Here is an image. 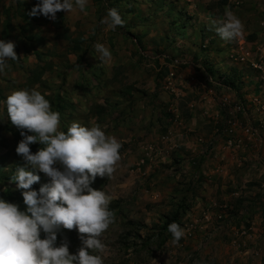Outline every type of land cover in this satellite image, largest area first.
Instances as JSON below:
<instances>
[{
  "label": "rangeland",
  "instance_id": "obj_1",
  "mask_svg": "<svg viewBox=\"0 0 264 264\" xmlns=\"http://www.w3.org/2000/svg\"><path fill=\"white\" fill-rule=\"evenodd\" d=\"M41 2L0 0V40L19 57L0 73V198L26 211L11 179L23 137L6 98L34 89L60 131L98 125L122 144L113 175L91 184L115 218L93 253L104 264H264V0H88L84 11L73 0L56 21L28 15ZM112 8L125 21L114 31L101 24ZM227 11L244 25L230 42L215 31ZM37 174L38 191L50 178ZM65 239L76 254L78 229L61 227L57 246Z\"/></svg>",
  "mask_w": 264,
  "mask_h": 264
},
{
  "label": "clouds",
  "instance_id": "obj_2",
  "mask_svg": "<svg viewBox=\"0 0 264 264\" xmlns=\"http://www.w3.org/2000/svg\"><path fill=\"white\" fill-rule=\"evenodd\" d=\"M88 0H75V8L84 11ZM74 10L73 0H42L28 12L57 20V12ZM125 21L115 8L101 20L110 30ZM217 23V22H213ZM215 31L225 42L243 36L244 25L231 11L218 22ZM95 50L101 61L111 57L103 44ZM18 60L13 41L0 40V73L7 61ZM7 116L23 137L16 152L24 160L11 178L22 192L27 206L21 211L16 203L0 198V264H104L101 255L106 245L101 236L114 223L109 210L110 197L91 187L97 176L110 178L121 159L122 144L106 135L98 125L87 127L73 122L67 132L60 131V114L38 90H14L6 98ZM31 133V134H29ZM42 147L33 153L30 145ZM37 172L50 178L39 190L32 186L41 179ZM78 229L82 246L76 254L69 251L65 239L57 246L60 228ZM173 243L185 235L178 223L168 225ZM41 232L45 234L41 238ZM91 250V252H89Z\"/></svg>",
  "mask_w": 264,
  "mask_h": 264
},
{
  "label": "crops",
  "instance_id": "obj_3",
  "mask_svg": "<svg viewBox=\"0 0 264 264\" xmlns=\"http://www.w3.org/2000/svg\"><path fill=\"white\" fill-rule=\"evenodd\" d=\"M260 42H259V48L261 49V50H264V32H261L260 33ZM264 69V68H263ZM262 77H264V73H263V76ZM263 85H264V80H263ZM261 86V85H260ZM264 93V90L262 91V94ZM259 96V95H258ZM263 96V95H262ZM256 99L258 98V97H255Z\"/></svg>",
  "mask_w": 264,
  "mask_h": 264
},
{
  "label": "trees",
  "instance_id": "obj_4",
  "mask_svg": "<svg viewBox=\"0 0 264 264\" xmlns=\"http://www.w3.org/2000/svg\"><path fill=\"white\" fill-rule=\"evenodd\" d=\"M25 28H26V27H25ZM27 30H28V29H27ZM27 30H25V31H27ZM65 37L67 38V36H65ZM76 48H77V47H76ZM41 73H42L41 70H39V71L34 70V71H33V74L36 75V76H35V77H36L35 79L40 78ZM20 202L22 203L23 200H20ZM174 219H175V217H172V218L167 222V225H168L169 223H171V221L174 220Z\"/></svg>",
  "mask_w": 264,
  "mask_h": 264
},
{
  "label": "built area",
  "instance_id": "obj_5",
  "mask_svg": "<svg viewBox=\"0 0 264 264\" xmlns=\"http://www.w3.org/2000/svg\"><path fill=\"white\" fill-rule=\"evenodd\" d=\"M249 131V129L248 128H246V132H248Z\"/></svg>",
  "mask_w": 264,
  "mask_h": 264
}]
</instances>
